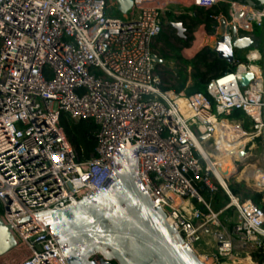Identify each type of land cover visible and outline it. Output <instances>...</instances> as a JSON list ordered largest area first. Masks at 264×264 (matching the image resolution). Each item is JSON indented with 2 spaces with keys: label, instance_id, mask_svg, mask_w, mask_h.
Instances as JSON below:
<instances>
[{
  "label": "built area",
  "instance_id": "obj_1",
  "mask_svg": "<svg viewBox=\"0 0 264 264\" xmlns=\"http://www.w3.org/2000/svg\"><path fill=\"white\" fill-rule=\"evenodd\" d=\"M132 1L122 13L115 0H0V217L18 242L16 264H69L51 224L43 228L48 215L28 217L95 194L118 167L117 152L138 144L157 149L138 152L140 182L197 255L208 234L216 260L232 257L237 242L264 252V208L222 186L197 144L216 143L212 119L230 116L249 142L264 141V55L252 45L237 49L234 67L210 79L208 95L166 89L179 77L155 50L167 0ZM221 1L194 0L204 8ZM251 7L263 10L261 23L264 5ZM230 27L231 38L253 36ZM62 113L98 126L94 152L72 144ZM219 188L229 201L215 211L203 191ZM232 210L237 220L221 224Z\"/></svg>",
  "mask_w": 264,
  "mask_h": 264
},
{
  "label": "water",
  "instance_id": "obj_2",
  "mask_svg": "<svg viewBox=\"0 0 264 264\" xmlns=\"http://www.w3.org/2000/svg\"><path fill=\"white\" fill-rule=\"evenodd\" d=\"M118 9L127 13L132 0H115ZM257 7L264 0H246ZM169 25L185 38L182 22ZM231 27L226 18L220 20L219 39L211 47L221 60L232 64L237 49L248 48L251 39L231 38ZM253 75L248 73L241 83L247 86ZM208 135L201 137L206 139ZM157 149L138 144L132 149L122 148L115 156L118 167L97 192L63 210H47L28 218L48 215L42 219L43 228L50 223L58 244L67 255L69 264H210L201 260L196 252L167 220L165 211L145 190L138 178V152ZM27 218V219H28ZM223 239V237H221ZM18 245L11 231L0 217V257L13 251Z\"/></svg>",
  "mask_w": 264,
  "mask_h": 264
},
{
  "label": "rangeland",
  "instance_id": "obj_3",
  "mask_svg": "<svg viewBox=\"0 0 264 264\" xmlns=\"http://www.w3.org/2000/svg\"><path fill=\"white\" fill-rule=\"evenodd\" d=\"M233 1L225 0L219 2L217 5H215L214 8H211V13L216 14V12H220L217 16L214 17V21H210L207 18V8L198 6L194 0H167L166 3V16L168 23L164 25L162 34H166L169 37V40L172 44H174L176 47L182 49V54H190V49L194 46V43L196 42H202L203 40L198 39V36L200 34H203L204 38V45H202L198 52L202 51L205 48H211L215 45L216 41L219 39L218 30L220 27V20L222 18H226L228 21V24L230 25H236L242 35H245L244 33L250 32L254 30L258 31L257 35H254L251 37V44L252 46H256L259 50H261L262 54L264 55V17L262 18L263 21L260 23L259 18L263 10H259V14L256 12L257 8H252L251 5L248 6L247 3H240L242 6L239 7L237 10L233 9L232 5ZM114 10L112 15H120L119 11H117V8H112ZM222 10H227V13H222ZM253 10V11H251ZM252 12V13H250ZM257 13V14H256ZM240 14V15H239ZM238 15L240 16L238 18ZM201 20V23H198L196 20ZM182 22L184 24L185 28V38H181L178 36L177 30L169 26V22ZM259 24V25H258ZM256 34V33H255ZM181 39H185L188 42V46H185L184 43L181 41ZM211 43V44H210ZM201 44V43H200ZM155 50L159 53L161 58L165 62H173L176 65V68L179 71V74H183L182 76H185V74L188 76V87H192L194 85V75L198 72L205 75L206 79L212 78L215 74L218 73L212 72L210 73L207 70V67L205 66L204 61L201 59H198L196 56V53L192 58H190V63L185 64L181 61L179 63L175 59L174 53L168 49L163 39H158L155 42ZM237 55V54H236ZM215 57V54H208L207 56V62H212ZM243 59V58H242ZM244 60V59H243ZM245 61V60H244ZM261 66L264 65V60L259 62ZM189 68H191V71H189ZM191 74V78H190ZM171 85L178 84L177 81L170 82ZM187 93V91H185ZM236 116V115H234ZM230 120L232 119V116H230V119L228 117H224L222 120ZM223 121V122H224ZM246 127L249 126L247 122H245ZM243 131L245 134H248L245 131L244 126L241 124ZM249 137V136H248ZM208 147H206L207 152L214 153L215 145L213 144L211 146L210 143L207 144ZM240 150L243 151L245 154L244 157H238L235 155H229L223 157L221 160L217 162V168L218 165L221 162H226L225 171L229 174L228 176H225L224 179L226 180V184L230 185H239L240 184V192L238 196L240 198H246L245 195L248 192H260L261 185L259 184V176L264 172V141L261 137L256 138L255 140L251 142H247L246 145L242 147H238ZM241 158V159H240ZM234 162L233 167L228 165L231 162ZM238 161H242L238 165ZM219 170V169H218ZM248 170L254 171L251 175L248 173ZM259 171V172H258ZM211 178L215 184L217 181L214 179L213 175H211ZM219 182V181H218ZM260 186V187H259ZM264 188V187H263ZM263 194L264 191L262 190ZM211 196V195H210ZM207 197V196H205ZM207 199V198H206ZM208 200V199H207ZM264 203V200H263ZM228 220L235 221L237 220L236 213L232 210L228 213H225L222 215L219 219L221 224H228ZM217 227L213 225V231H215ZM215 244L213 241V238L211 235H206L201 242L200 246L198 247V256L201 259L200 256H203V261H209L212 264H253L252 261H255L257 264H263L260 263V258H252V254H254L256 251L253 250L251 245H243L237 242L234 245L232 257L229 259H223V260H216L214 257L215 254ZM20 257V254L16 251H11L8 255H4L0 257V264H16ZM202 260V259H201ZM212 260V261H211Z\"/></svg>",
  "mask_w": 264,
  "mask_h": 264
},
{
  "label": "trees",
  "instance_id": "obj_4",
  "mask_svg": "<svg viewBox=\"0 0 264 264\" xmlns=\"http://www.w3.org/2000/svg\"><path fill=\"white\" fill-rule=\"evenodd\" d=\"M236 1L246 3V0H236ZM256 4H257V7H260L258 3H256ZM214 7H212V8H214ZM206 10H207V18L210 21H214L213 20L214 17L220 13V12H216V14H212L211 8H207ZM222 13H224V14L227 13V10H222ZM250 13H252V12H250ZM239 15H238V18L240 17ZM196 21L198 23H201V20H199V19H197ZM257 32H258L257 30L256 31L254 30V32L252 31V33L254 35H257L258 34ZM158 39H163L165 46L168 49H170L171 52L174 53L175 59L177 60L178 63H179V61H181V62L189 65V63H190L189 58L185 57L182 54L181 48L176 47L174 44H172L170 42L169 37L166 34L160 33L157 40ZM198 39L203 40L204 39L203 34H200L198 36ZM181 41L184 43L185 46H188V42L185 39H181ZM200 43L201 42L196 44V42H195L194 46L190 49V53L191 52L193 53V52L199 50L200 49ZM208 54H210V55L215 54V57H214L212 62H207ZM195 57L204 61L205 66L207 67V70L210 73L218 71V73L215 74L212 78L217 77V76L221 75L222 73L226 72L228 69L234 67L233 63L229 64L227 61L219 59L217 57L216 53L213 52L211 48L203 49L202 51L198 52ZM178 73H179V71H178ZM182 75L183 74H181V72H180L179 77L176 80L178 82V84L172 85L166 89H173L176 93H181L182 91H187V93H186L187 95H191V94L196 93V92H201V93L208 95L207 91H206V86H207V84L211 78L206 79L204 74L198 72L197 74H195L193 76L194 77V85L189 88L187 86L188 81H189L188 76L186 74H185V76H182ZM190 78H191V74H190ZM241 116H242V113L236 114V117H241ZM226 120H228V119H226ZM61 124L65 128L66 133H67L70 141L72 142V144L77 149H82L85 156H88L90 153L95 151V148L97 146L96 133H97L98 126L92 120H81L79 122H74V121L70 120V118L68 117L67 114L62 113ZM233 164H234V162L232 161L228 165L233 167ZM226 165H227L226 162H221L218 165L219 172L221 173V176L223 177V179L225 176L229 175L224 170ZM240 187H241L240 184L239 185H230V190L233 194L238 195L240 192ZM203 193L205 196H207L206 198L208 199V201L211 202L212 207L215 211H218L221 208H223L227 204V202L229 201L228 196L225 194V192L223 191L222 188H219V190L217 192H215L212 196H210V194L207 190H204ZM245 197L252 199L255 204L264 208V203H263L264 194H263V192H248L245 195ZM251 257L252 258H256V257L258 258L259 257L260 258L259 262L260 263L264 262L263 250L256 251L254 254H252ZM252 263L256 264L255 261H252Z\"/></svg>",
  "mask_w": 264,
  "mask_h": 264
},
{
  "label": "bare ground",
  "instance_id": "obj_5",
  "mask_svg": "<svg viewBox=\"0 0 264 264\" xmlns=\"http://www.w3.org/2000/svg\"><path fill=\"white\" fill-rule=\"evenodd\" d=\"M204 44L205 43L203 39V41L200 44V47ZM254 55L255 57L258 56L257 53H254ZM251 69L253 71L259 72L258 66L254 64L251 65ZM212 120L215 122V126L217 129V133L215 136L216 143H214L215 151L213 153V157L212 158L210 157L212 156V152H207L205 149L206 146H204L203 143L198 141L197 144H198L200 151L204 154L205 158L207 159L209 169L212 170V172L214 173L219 183L222 186L227 187L228 184H226V181L221 176V173L219 172L216 164L219 160H221L225 156L235 155L238 157H244L245 154L238 147L239 146L242 147L246 145V143L250 141V137H248L249 134L244 133L241 123L238 121H235V120H225V121L220 120L219 121V120H216L215 118H213ZM247 172L250 173L251 175L254 171L248 170ZM259 181L261 183H264V172L259 176ZM200 257L203 260V256H200ZM212 264H213V261H212ZM225 264H228V263H225Z\"/></svg>",
  "mask_w": 264,
  "mask_h": 264
},
{
  "label": "crops",
  "instance_id": "obj_6",
  "mask_svg": "<svg viewBox=\"0 0 264 264\" xmlns=\"http://www.w3.org/2000/svg\"><path fill=\"white\" fill-rule=\"evenodd\" d=\"M198 51H199V50H197V51H195V52H193V53L191 52L190 54L186 53V54H184V56L190 59V58H192V57H193ZM260 185H262V186H261V187L259 186V187H260L259 189L264 190V188H263V187H264V183H261V182H260Z\"/></svg>",
  "mask_w": 264,
  "mask_h": 264
}]
</instances>
